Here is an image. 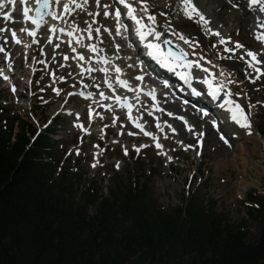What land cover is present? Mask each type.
<instances>
[{
	"label": "rangeland",
	"instance_id": "1",
	"mask_svg": "<svg viewBox=\"0 0 264 264\" xmlns=\"http://www.w3.org/2000/svg\"><path fill=\"white\" fill-rule=\"evenodd\" d=\"M0 1H5V6L0 9V48L4 50L0 52V113L18 117L41 131L54 124L53 139L57 140L54 151L61 160V167L80 175L76 181L78 187H86L91 181L107 195L115 176L126 186L139 179V184H147L151 198L164 211L182 206L183 196L193 195L205 208L228 222L234 225L245 222L247 242L256 240L258 226L246 217L244 201L249 191L264 192V173L257 179L251 164L259 162L264 168V75L260 74L264 73V43L261 44L264 41L259 40L260 45H255L257 36L252 38L246 31L245 41L239 39L242 12L234 2L223 0L227 3L225 8L222 1L201 0L205 10L216 20L213 24L224 26V33L218 36L211 32V26L197 22L196 18L188 19L180 0H141L140 3L131 0L143 20L148 22L147 16L153 15L157 25L185 36L191 46L180 39L176 43L194 48L217 83L220 81L222 87L226 83L230 86L231 95L247 107L245 114H250L259 133L255 132V136L262 139L260 148L241 139L239 133L230 131L231 126L221 111L211 109V112L205 110L206 115L201 114L198 107L193 108L177 99L170 89L161 87L153 75L145 73L147 76L134 84V76L143 71L135 61L127 62L131 55L118 51L127 46L126 43L124 46L127 30L124 34L120 32L122 43L116 42L120 36L115 17L118 8L111 0H105L101 8L95 0H71V3L61 0L62 6L55 5L58 10L54 13L57 14L55 22L51 25L46 21L35 31L22 16L25 5L22 6L19 0ZM197 1L193 0V3L196 5ZM65 4L69 6V12L64 11ZM247 6L253 13L258 11L255 15L260 14L261 5L248 2ZM143 7H147V14L141 11ZM105 11L109 13L107 17ZM78 13H82L79 18L76 17ZM97 16L104 22L95 26ZM260 18L250 19L245 24L246 30L257 25L263 28L257 35L264 34V21L257 22ZM8 19L10 24H6ZM106 20L111 23L107 24ZM13 31L17 39L13 38ZM27 32L35 35L30 36ZM24 34L28 37L27 48H24L23 40L18 39ZM221 38L224 43L220 42ZM102 43L105 44L101 46ZM237 44L243 47L237 48ZM79 47L80 53L76 52ZM91 48L96 50L90 51ZM249 51L255 53L261 63L253 62L250 67ZM81 56L84 59H80ZM100 59L102 66L98 62ZM256 68L260 73L255 71ZM95 72L100 74L98 78L94 76ZM119 81H125L127 86H122ZM136 87L154 92L155 98L160 95V110H153L147 103L154 100L149 94L139 95L137 99L133 93ZM116 101H121V105H117L118 110H113L111 105ZM126 102L130 104L126 105ZM166 102L178 103L182 108L202 115L207 124L203 121L195 123L187 113L164 106ZM126 115H131L134 125H130L131 120ZM182 115L186 117L180 118ZM136 122L150 135H143L136 128ZM16 125L15 122V130ZM204 125L208 128L204 129ZM222 125L229 133L222 135ZM180 131L184 134L182 138L178 134ZM189 138L191 140H187ZM242 182L245 187L240 186Z\"/></svg>",
	"mask_w": 264,
	"mask_h": 264
},
{
	"label": "trees",
	"instance_id": "2",
	"mask_svg": "<svg viewBox=\"0 0 264 264\" xmlns=\"http://www.w3.org/2000/svg\"><path fill=\"white\" fill-rule=\"evenodd\" d=\"M55 132L0 113V264H264V192L246 194L258 226L247 242L245 222L193 195L164 211L139 179L126 186L115 176L107 195L91 181L78 187Z\"/></svg>",
	"mask_w": 264,
	"mask_h": 264
},
{
	"label": "bare ground",
	"instance_id": "3",
	"mask_svg": "<svg viewBox=\"0 0 264 264\" xmlns=\"http://www.w3.org/2000/svg\"><path fill=\"white\" fill-rule=\"evenodd\" d=\"M4 1V0H3ZM20 1V0H19ZM61 1V0H60ZM65 1H69L70 3L72 2L71 0H65ZM112 2H113V0H111ZM220 2L222 1L223 2V6L222 7H225L226 8V5H227V3H225L223 0H219ZM229 1H231V2H234V4L236 5V6H238V9H240L241 10V12H242V16H240V13H239V16H240V19H241V23L243 24L242 26H241V30H242V33L240 34V36H239V39H241V40H243V41H245L244 40V38H245V31L247 32V34H249L250 35V33H251V37L252 38H254V36H258L257 34L260 32V31H262L263 30V28L262 27H257V25L256 26H251V28L249 29V30H246V28H245V24L246 23H248L249 22V20L250 19H254L255 18V21L259 18V16H261V18H260V20L259 21H257L258 23H262L263 21H264V12H260V14L259 15H255V13L256 12H258V11H256L255 13H253L252 12V10H250L249 8H248V2H249V4H250V0H229ZM10 2V1H9ZM132 2V1H131ZM218 2V1H217ZM7 4V3H6ZM11 4V2L9 3V6H11L10 5ZM35 4H36V0H28V3L25 5V6H27L28 8H30L31 9V11L29 12V16L30 17H32L33 18V12H34V7H35ZM57 4V2H56V0H51L50 1V9H49V12H52V13H58L57 11H56V7H55V5ZM59 4V3H58ZM57 4V5H58ZM105 4V0H100V2H99V6H100V8L102 7V5H104ZM0 5H2V7H0V9H2L4 6H5V1L4 2H2V1H0ZM24 4H22V6H23ZM59 5H63V2L61 3V4H59ZM113 5H115L117 8H119L118 7V5H117V3H115V2H113ZM132 5L133 6H135L134 4H133V2H132ZM216 5V4H215ZM14 7H15V5H13ZM12 6V7H13ZM196 6L198 7V9L199 10H201V12H202V14L205 16V19L206 20H208V24H207V26H211V28H210V30H211V32L214 34V33H219V35H221L222 33H224V26L222 27L219 23H215V24H213L214 23V21H216V20H214L213 18V16H211V14L209 13V11H207V10H205V8L203 7V4H202V1L201 0H198L197 2H196ZM259 7H260V5H258ZM258 6H257V8H258ZM12 7H10V8H12ZM6 8H7V6H6ZM60 8V7H59ZM254 8H255V6H254ZM256 8V9H257ZM24 9V8H23ZM5 10H7V9H5ZM210 10V9H209ZM2 11V10H1ZM11 11V10H10ZM9 11V12H10ZM15 11V10H14ZM56 11V12H55ZM237 11V10H236ZM4 12V11H3ZM212 12V11H211ZM215 13H216V11H215ZM79 14H82V13H78L77 14V18H79V17H81V15H79ZM234 14V13H233ZM220 15V14H219ZM22 16L24 17V15H23V11H22ZM56 16H57V14H56ZM3 17V16H2ZM7 17H9L8 16V13H7ZM121 19L119 20V22L117 21V18H116V28L118 29L119 28V33L121 32V33H125V28L124 27H120V24H124V25H126L125 24V22L122 20V16L120 17ZM239 18V17H238ZM5 19V18H4ZM24 21L30 26V28L32 29V28H34V29H32L33 31H35V29L37 28L36 27V25H33L32 23H31V20L30 19H26L25 17H24ZM23 21V22H24ZM46 21H49L50 22V24L52 25V23H54L55 21H54V19L52 18V16L51 15H48L47 17H45L43 20H41V21H39V23H40V25L42 24V23H44V22H46ZM54 21V22H53ZM146 25H148V26H150V27H152V28H154L155 30H156V27H157V24L155 23V24H152V22L151 21H149L148 20V22L147 21H145V20H142ZM239 21V20H238ZM22 22V23H23ZM25 22H24V24H25ZM103 20H102V18L100 17V16H97V20H96V22L94 23V25L95 26H98V25H101V24H103ZM107 24H110L111 23V21L110 20H106L105 21ZM201 23H203V22H201ZM239 23V22H238ZM6 24H10V19H8V21L6 22ZM54 26V25H53ZM259 26V25H258ZM263 26V25H262ZM126 27V26H125ZM164 27V26H163ZM26 28V27H25ZM166 30H169L170 32H171V34L169 35V36H164V34L163 33H161L160 31H158V30H156L157 32H160L161 33V39H160V41H157V40H155V38H154V36H149L148 38H147V41H149L150 43H159V44H162L161 43V41L164 39V37H166V38H168V39H170L173 43H176V42H178V38H177V36L176 35H174L173 33L175 32L174 30H172L171 28H169V27H164ZM255 28H257V31H254L255 30ZM253 29V30H252ZM51 31V30H50ZM57 31V30H56ZM133 31H134V29H133ZM228 31V30H227ZM227 31L225 30V32L227 33ZM231 31V30H230ZM250 31H252V32H250ZM135 32V31H134ZM19 33V32H18ZM22 33V32H21ZM28 33V32H27ZM263 33V32H262ZM120 36L116 39V42H118V43H122V39H121V35L122 34H119ZM218 35V36H219ZM129 35L127 34V37H128ZM224 36H226V35H224ZM228 36V35H227ZM21 37L22 38H18L19 40H23V44H24V48H27V42H28V37H26L25 36V34L24 35H21ZM225 38V37H224ZM227 38V37H226ZM15 39H17V38H15ZM128 39H130V38H128ZM127 39V40H128ZM226 40V39H225ZM259 39H256L255 38V41H254V43H255V45L256 44H259ZM264 42H262L261 44H263ZM23 44H21V45H23ZM105 43H102V45L101 46H103ZM177 44V43H176ZM109 45V44H108ZM107 45V46H108ZM177 45H179V44H177ZM260 45V44H259ZM106 46V45H105ZM179 47L183 50V51H185V53H187L188 54V57H189V61L188 62H192V64H193V67L191 68V69H188V68H185L184 66H183V64H174L173 65V67H174V71L176 72V74H174V75H168V74H166L165 73V71L164 70H162L161 69V71H159V73L161 74V78L164 80V78H167V79H173V80H177V78H176V76H181V77H190V80H192V81H194L195 83H196V87H197V89L200 91V93H202V92H205V90H212V89H218V92H221V94H220V96L218 97V99H216V101H214V106L212 107V108H216V109H218L219 111H221L222 112V115H223V118L225 119V121H227V123L228 124H230V131H232L233 133H239V135H241V139H244V140H246V141H248V142H252V143H254L258 148H260V143L262 142V139L259 137H256L255 136V132H257V130L255 129V125L252 123V121H251V119H250V123H251V134H249V130H247V129H245V128H242L241 126H240V124H238L235 120H233L232 119V111L230 110V102L231 103H233V104H239L240 106H241V108H243L244 109V111H246L247 110V107L245 106V104L243 105L242 103H241V101H240V99L239 98H235V97H233L232 95H231V89H230V86H228V84L226 83V84H224V87H221L220 85H219V82L217 83V80L211 75V73L209 72V71H207V72H205V71H203V69H205L206 67H208L207 66V64L201 59V57L198 55V53L197 52H195V49L194 48H190V47H182L181 45H179ZM79 50L77 51L76 50V52H78V53H80L82 50L80 49V47L78 48ZM162 49V48H161ZM108 51H110V52H112L113 51V49H108ZM118 51H120V53L121 54H128V55H130L129 53H128V49L127 48H120ZM139 51H140V49H139ZM144 51H145V53L144 54H142V57L141 58H144V59H147L148 57H147V52L149 51V50H147V49H144ZM136 54H138V50H137V53ZM141 54V53H140ZM260 55V54H259ZM262 56V55H261ZM263 59V58H262ZM133 59H130L129 61H127V62H131ZM104 61V60H103ZM98 62L99 63H101L100 65L102 66V59H100V60H98ZM125 62H123L122 61V64H124ZM80 64V63H79ZM196 64H199L200 66L199 67H196ZM100 65H98L97 67H99ZM105 65V64H104ZM257 65H259V64H257ZM106 66V65H105ZM155 66H161V65H158V63H155ZM96 67V66H95ZM207 69V68H206ZM187 74V75H186ZM94 76L96 77V78H98L99 76H100V74L98 73V72H95L94 73ZM164 77V78H163ZM144 79V78H143ZM189 79V78H188ZM161 80V79H160ZM205 80H208V81H210L211 82V85L213 86V88L212 89H210L209 88V85L207 84V83H205L204 81ZM139 79H134V84H138L139 83ZM117 83V82H116ZM221 83V82H220ZM162 84V83H161ZM165 85L166 84H163L161 87H165ZM165 89L168 91L169 89L171 90V88L170 87H165ZM180 89H182V90H184L183 88H180ZM144 89H141V88H135L134 90H133V93L136 95V98L138 99L140 96L139 95H141V96H145L147 93H145V91H143ZM162 91V90H161ZM166 92V91H165ZM171 92L173 93V91L171 90ZM184 93H187L186 91H183ZM155 94V93H154ZM156 95V94H155ZM181 96H184V95H181ZM161 96L159 95L157 98H155L154 99V101H153V103H150V101H148L147 103H149V105L150 106H152L153 107V110H158V109H160V106H161V103H158L159 101V98H160ZM205 98V99H204ZM187 99V98H186ZM144 100H146V99H144ZM199 101H201L199 104H203L204 105V107H208L209 109H211V107H210V102H209V100H211V97H208V95H202V97H200V99H198ZM212 101V100H211ZM121 105V101L119 102V101H116V103L113 105H111L114 109L113 110H118V107H117V105ZM127 104H130L129 102H126V105ZM116 105V106H115ZM164 106H166V107H169V106H171L175 111H183L184 113H187L188 115H190L191 116V119L193 120V121H195V123H198V122H202L203 121V119L201 118V116L202 115H197L196 113H194V112H191V111H189L188 109H184V108H182L178 103H174V104H172L171 102H166L165 104H164ZM218 107V108H217ZM201 108V107H200ZM128 109V108H127ZM129 110V109H128ZM249 116H250V114H249ZM186 117V115H182L180 118H185ZM132 120H134V119H132ZM191 122V121H190ZM137 124H139L138 122H136L135 123V125H137ZM203 124H207V122L206 121H203ZM130 125H132V124H130ZM134 125V124H133ZM140 125V124H139ZM141 127H137L136 126V128L141 132V133H143V135H145L144 133V131H141V128L143 129V125H140ZM190 126V125H189ZM214 126V125H213ZM192 127V126H191ZM203 128L205 129V128H208V126H206V125H204L203 126ZM221 130L222 129H224V130H222V135L223 134H227V133H229V132H227L228 130H226L225 128H224V126L222 125L221 127ZM258 133V132H257ZM179 135H180V137L182 138L183 136H184V134H183V132L182 131H180L179 133H178ZM259 134V133H258ZM258 134H257V136H258ZM145 136H148V135H145ZM153 140H155V139H153ZM187 140H191V138H189V139H187ZM158 142L156 141L155 142V144H157ZM154 144V145H155ZM252 164V173L255 175V177L258 179L259 178V176H261L263 173H264V168L263 167H260V163L259 162H252L251 163ZM240 186H242V187H245V183L243 184V182H242V184L240 183Z\"/></svg>",
	"mask_w": 264,
	"mask_h": 264
},
{
	"label": "snow or ice",
	"instance_id": "4",
	"mask_svg": "<svg viewBox=\"0 0 264 264\" xmlns=\"http://www.w3.org/2000/svg\"><path fill=\"white\" fill-rule=\"evenodd\" d=\"M20 2H21V4L26 5L28 3V0H20ZM56 2L59 3L60 0H56ZM117 2L120 5H123V7L125 9H127L126 17L134 22V24L136 26L134 28V31H135V34L139 37V40L141 41V43H143L145 40H147V38L149 36H154L155 40L160 41L161 33L157 32L154 28L146 25L140 18L137 17V15L135 14L137 10L132 7L131 0H117ZM135 2L140 3L141 0H135ZM180 2L183 5L184 15L188 19L196 18L197 22H203L204 25L208 24V20L205 19V16L202 14L201 10H199L198 7L193 3V0H180ZM97 4H99V0H97ZM250 4L251 5H261V7L259 8V11L260 12H264V0H250ZM36 5H37V7H36L35 11H36L37 15L40 17V19L42 20L43 19V15H44L42 9H49L50 8V0H36ZM0 7H2V5H0ZM77 7H79V5H77ZM105 7H108V6H105ZM30 11H31V9L28 8L27 6H25L24 9H23L24 17L26 19H30L31 23L33 25H36L37 28H39L40 27L39 21L36 18H32V17L29 16V12ZM64 11L65 12H69L70 11V8H69V6L67 4L64 5ZM141 11H143L144 13L147 14L148 9H147V7H143L141 9ZM48 14L51 15L53 19L57 18L56 15L54 13H52V12H49ZM104 15L107 17L109 15V13L107 11H105ZM115 17L117 18V21L119 22L120 17H121V11L119 9H117L115 11ZM5 18H7V17H5ZM147 19L149 21H151L152 24H155V22H156V17L153 16V15H148ZM120 27H125V26L123 24H120ZM125 30H127V28H125ZM0 31H2V30H0ZM97 31H99V30L97 29ZM28 34L29 35H33V36L35 35L34 32H28ZM117 34H120L119 33V28L117 29ZM173 34L176 35L178 39L184 41L185 44H189L191 46L190 41L188 39H186L185 36L180 35L178 32H174ZM214 34L215 35H219L218 32L214 33ZM12 36H13V38L16 37V33L14 31L12 32ZM89 38H91V36H89ZM257 39H259L261 41H264V34L258 35ZM16 42L20 43L19 40H16ZM220 42L224 43L223 38H221ZM161 43L167 45V44H170L171 41L165 39V40L161 41ZM144 47L149 49V51L147 52L148 56H151L153 59H156L158 63H161L163 65H166L169 61H172V62L184 61V60H186V57L188 55L183 50H180V54H179V56H177L170 49L168 50L167 55H163L161 53V44H159V43H146V44H144ZM236 47L237 48H241L243 46L240 45V44H237ZM95 50H96L95 48H91L90 49V51H95ZM226 50L230 51V49H226ZM3 51L4 50L2 48H0V52H3ZM247 55L249 57H251V62L249 63L250 67L253 66V62L254 63H261V61H259L257 59V55L255 53L249 51V52H247ZM80 59H84V57L81 56ZM183 66L185 68L191 69L193 67V64H192V62H187V63H184ZM199 66H200L199 64H196V67H199ZM89 71H91V70H89ZM116 71L119 72L120 69H116ZM203 71L207 72L208 69L205 68V69H203ZM255 71L257 73H260V69L259 68H256ZM260 74L264 75V73H260ZM187 78L190 79V77H187ZM5 79H7V77H5ZM136 79L142 80L143 77H136ZM204 82L209 85L210 89H212V85H211L210 81L205 80ZM119 83L122 86H127V83L125 81H119ZM222 86L223 85H221V87ZM13 91H15V89H13ZM217 91H218V89L211 90L210 91V95L215 97L217 95ZM149 95H151L152 98L155 99L154 92L153 93H149ZM117 99H119V98H117ZM158 110H160V109H158ZM230 110L232 111V119L235 120L238 124H240V126L242 128H245V129L249 130V134H251V131H250L251 130L250 116L245 114L244 109L241 108V106L239 104H233V103L230 102ZM130 112H131V108L129 107V113ZM206 114L207 113H205V115ZM129 119H131V115H129ZM136 126L137 127H141L139 124H137ZM189 130L191 131V129H189ZM141 131H143L142 128H141ZM144 134L145 135H150V133H148V132H145ZM153 139H155V137H153ZM156 146L158 148L161 147V145L159 143H157ZM136 150H137V152H139L140 149L137 148ZM125 154H127V152H125ZM93 167H95V165H93Z\"/></svg>",
	"mask_w": 264,
	"mask_h": 264
},
{
	"label": "water",
	"instance_id": "5",
	"mask_svg": "<svg viewBox=\"0 0 264 264\" xmlns=\"http://www.w3.org/2000/svg\"><path fill=\"white\" fill-rule=\"evenodd\" d=\"M42 11H43V13H44V15H43V18L48 14V12H49V9H42ZM35 18L39 21V20H41L40 19V17L37 15V13H36V11H35ZM159 31H161V32H163L164 33V35L165 36H168L170 33H169V31H163V27H161V26H159ZM165 39H167V40H169L168 38H165ZM164 39V40H165ZM170 41V40H169ZM163 46H164V49H165V55H167V52H168V50L170 49L173 53H175L177 56H179V54H180V49L178 48V47H176L172 42L170 43V44H167V45H165V44H163ZM189 59H188V56L186 57V60H184V61H177V62H182V63H185V62H187Z\"/></svg>",
	"mask_w": 264,
	"mask_h": 264
}]
</instances>
